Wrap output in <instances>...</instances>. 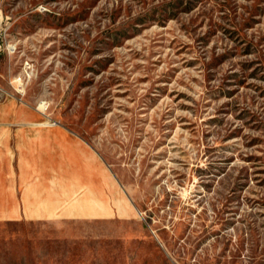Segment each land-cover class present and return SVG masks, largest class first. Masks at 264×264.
Returning a JSON list of instances; mask_svg holds the SVG:
<instances>
[{"label": "rangeland", "instance_id": "374dc122", "mask_svg": "<svg viewBox=\"0 0 264 264\" xmlns=\"http://www.w3.org/2000/svg\"><path fill=\"white\" fill-rule=\"evenodd\" d=\"M6 99L129 205L1 221L0 264H264V0H0Z\"/></svg>", "mask_w": 264, "mask_h": 264}, {"label": "crops", "instance_id": "0c3cea01", "mask_svg": "<svg viewBox=\"0 0 264 264\" xmlns=\"http://www.w3.org/2000/svg\"><path fill=\"white\" fill-rule=\"evenodd\" d=\"M46 120L32 105L0 100V222L107 218L127 209L89 143Z\"/></svg>", "mask_w": 264, "mask_h": 264}, {"label": "bare ground", "instance_id": "6f19581e", "mask_svg": "<svg viewBox=\"0 0 264 264\" xmlns=\"http://www.w3.org/2000/svg\"><path fill=\"white\" fill-rule=\"evenodd\" d=\"M52 124H55L56 122H52V121H50Z\"/></svg>", "mask_w": 264, "mask_h": 264}]
</instances>
